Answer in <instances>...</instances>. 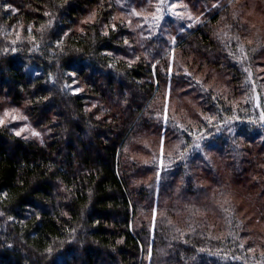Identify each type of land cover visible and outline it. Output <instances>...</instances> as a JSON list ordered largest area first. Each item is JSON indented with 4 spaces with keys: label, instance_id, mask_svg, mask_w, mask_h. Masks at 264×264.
Returning a JSON list of instances; mask_svg holds the SVG:
<instances>
[{
    "label": "trees",
    "instance_id": "obj_1",
    "mask_svg": "<svg viewBox=\"0 0 264 264\" xmlns=\"http://www.w3.org/2000/svg\"><path fill=\"white\" fill-rule=\"evenodd\" d=\"M260 225L264 0H0V264H264Z\"/></svg>",
    "mask_w": 264,
    "mask_h": 264
},
{
    "label": "rangeland",
    "instance_id": "obj_2",
    "mask_svg": "<svg viewBox=\"0 0 264 264\" xmlns=\"http://www.w3.org/2000/svg\"><path fill=\"white\" fill-rule=\"evenodd\" d=\"M245 18L249 20L250 18L254 19L257 23L262 24L263 22V16H261L259 13H257L253 8H248L245 13ZM205 71V70H204ZM202 77H204L205 72H202ZM12 114V113H11ZM15 119V116L13 117ZM258 230H264V226L260 225L257 228Z\"/></svg>",
    "mask_w": 264,
    "mask_h": 264
}]
</instances>
